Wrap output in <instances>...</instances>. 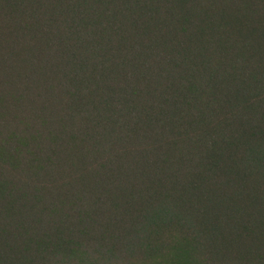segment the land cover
Returning a JSON list of instances; mask_svg holds the SVG:
<instances>
[{
  "label": "trees",
  "instance_id": "obj_1",
  "mask_svg": "<svg viewBox=\"0 0 264 264\" xmlns=\"http://www.w3.org/2000/svg\"><path fill=\"white\" fill-rule=\"evenodd\" d=\"M0 264H264V0H0Z\"/></svg>",
  "mask_w": 264,
  "mask_h": 264
}]
</instances>
